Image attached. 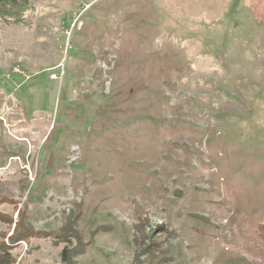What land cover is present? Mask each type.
Listing matches in <instances>:
<instances>
[{"label":"rangeland","instance_id":"obj_1","mask_svg":"<svg viewBox=\"0 0 264 264\" xmlns=\"http://www.w3.org/2000/svg\"><path fill=\"white\" fill-rule=\"evenodd\" d=\"M249 5L0 3V214L75 220L74 264H264V16ZM13 225L21 264H62L63 244L15 245ZM143 234L154 260H134Z\"/></svg>","mask_w":264,"mask_h":264},{"label":"trees","instance_id":"obj_2","mask_svg":"<svg viewBox=\"0 0 264 264\" xmlns=\"http://www.w3.org/2000/svg\"><path fill=\"white\" fill-rule=\"evenodd\" d=\"M11 1L16 3L19 0H0V3ZM13 203L16 202L12 201V204ZM16 211L18 219L15 222H13V218L11 216L0 214V220L6 223L9 227H11V225L14 223L13 232L15 233V236L11 237L10 240L15 245H18L21 242L29 244L31 239H51L54 245L63 244V247L60 251V260L62 264H74V259L83 253L84 242L82 241L81 235L74 226L75 220L67 218L64 225L57 232L37 230L25 221L26 213L24 210L17 208ZM145 236L146 235L143 234L142 240L140 242H136L138 245V253L137 256H134V260H139L138 254L145 251L150 253L149 255L152 260L156 258V255L153 253L154 248L150 247L156 243L151 240L150 243L142 245L144 241L143 238L149 239V236ZM5 238L6 232H0V264H21L22 258L17 260L16 253L14 252L13 248L5 242ZM136 263L139 264L140 262L137 261Z\"/></svg>","mask_w":264,"mask_h":264},{"label":"crops","instance_id":"obj_3","mask_svg":"<svg viewBox=\"0 0 264 264\" xmlns=\"http://www.w3.org/2000/svg\"><path fill=\"white\" fill-rule=\"evenodd\" d=\"M253 11L257 12L258 17L264 16V0H246Z\"/></svg>","mask_w":264,"mask_h":264}]
</instances>
